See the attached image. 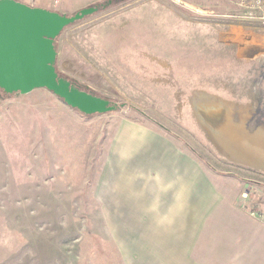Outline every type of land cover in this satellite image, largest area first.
<instances>
[{"label": "rangeland", "instance_id": "374dc122", "mask_svg": "<svg viewBox=\"0 0 264 264\" xmlns=\"http://www.w3.org/2000/svg\"><path fill=\"white\" fill-rule=\"evenodd\" d=\"M21 1L98 8L56 69L117 108L0 89V264H176L185 220L264 218V0Z\"/></svg>", "mask_w": 264, "mask_h": 264}, {"label": "water", "instance_id": "95a60500", "mask_svg": "<svg viewBox=\"0 0 264 264\" xmlns=\"http://www.w3.org/2000/svg\"><path fill=\"white\" fill-rule=\"evenodd\" d=\"M97 9L69 16L21 0H0V88L8 94L45 88L85 115L114 111L112 100L80 89L56 69V39Z\"/></svg>", "mask_w": 264, "mask_h": 264}, {"label": "crops", "instance_id": "0c3cea01", "mask_svg": "<svg viewBox=\"0 0 264 264\" xmlns=\"http://www.w3.org/2000/svg\"><path fill=\"white\" fill-rule=\"evenodd\" d=\"M152 157H148L151 168ZM156 171L150 175L164 174ZM159 246L176 264H264V218H191L178 225L175 237H161Z\"/></svg>", "mask_w": 264, "mask_h": 264}, {"label": "trees", "instance_id": "16d2710c", "mask_svg": "<svg viewBox=\"0 0 264 264\" xmlns=\"http://www.w3.org/2000/svg\"><path fill=\"white\" fill-rule=\"evenodd\" d=\"M60 76H62V75H60ZM62 77H64V78H66V79H68V80H70L69 78H67V77H65V76H62ZM71 81V80H70ZM71 83L72 84H74L75 86H77V87H79L80 89H84L85 90V88L82 86V85H80V84H78L77 82H74V81H71ZM1 89V88H0ZM2 90V89H1ZM5 94H7V95H9L8 93H6L4 90H2ZM13 94H17V93H13ZM115 103V102H114ZM117 108V107H116ZM85 115V114H84ZM93 115H97V114H93ZM93 115H86V116H93Z\"/></svg>", "mask_w": 264, "mask_h": 264}, {"label": "bare ground", "instance_id": "6f19581e", "mask_svg": "<svg viewBox=\"0 0 264 264\" xmlns=\"http://www.w3.org/2000/svg\"><path fill=\"white\" fill-rule=\"evenodd\" d=\"M223 128H224V127H223ZM229 128H230V127H229ZM222 130H223V129H222ZM225 131H226V129L224 130V132H225ZM221 133H222V132H221ZM222 134H223V133H222ZM237 136H238V135H237ZM240 136H241V135H240ZM226 137H227V136H226ZM225 139H226V138H225ZM239 139H240V138H239ZM243 139H244V138H241V141H242ZM249 141H250V140H249ZM244 142H245V141H244ZM244 142H243V143H244ZM236 143H237V142H236ZM243 143H242V144H243ZM245 143H246V142H245ZM230 144H232V141H231ZM242 144H241V145H242ZM244 145H245V144H243V146H244ZM239 150H242V149H239ZM244 151H245V150H244ZM241 152H242V151H241ZM232 154H233V153H232ZM239 154H240V153H239ZM236 155H237V152H236Z\"/></svg>", "mask_w": 264, "mask_h": 264}]
</instances>
